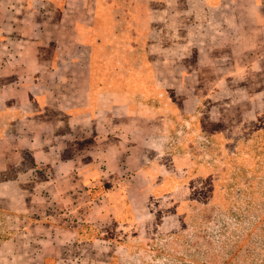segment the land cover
<instances>
[{"label":"crops","instance_id":"1","mask_svg":"<svg viewBox=\"0 0 264 264\" xmlns=\"http://www.w3.org/2000/svg\"><path fill=\"white\" fill-rule=\"evenodd\" d=\"M110 2L0 0V264L135 262L174 99L181 116L203 103L219 116L226 87L230 108L242 95L264 110V0H183L173 15L175 0H150L165 23L145 43L156 97L171 95L160 107L113 88L125 65L95 29Z\"/></svg>","mask_w":264,"mask_h":264},{"label":"rangeland","instance_id":"2","mask_svg":"<svg viewBox=\"0 0 264 264\" xmlns=\"http://www.w3.org/2000/svg\"><path fill=\"white\" fill-rule=\"evenodd\" d=\"M175 1L170 15L183 9V0ZM152 8L150 0H111L95 29L110 34L103 42L106 58L125 65L115 71L113 88L141 95L144 104L158 100L160 107L171 95L157 98L150 80L145 43L156 40L155 29L165 25ZM134 31L142 38L132 37ZM102 59L101 53L92 59L96 79L107 77ZM220 95L229 101L238 94L222 87ZM224 102L219 116L207 114L203 103L196 109L201 115L188 117L174 99L164 148L148 157L149 213L140 221L150 226L129 264H264V202L255 185L264 178V110L245 112L242 95L237 106Z\"/></svg>","mask_w":264,"mask_h":264},{"label":"trees","instance_id":"3","mask_svg":"<svg viewBox=\"0 0 264 264\" xmlns=\"http://www.w3.org/2000/svg\"><path fill=\"white\" fill-rule=\"evenodd\" d=\"M255 185H256V193L260 194V198L264 202V178H263V180L256 182ZM259 190H261V191H259ZM257 209L258 208H256V210ZM263 248H264V246H263Z\"/></svg>","mask_w":264,"mask_h":264}]
</instances>
